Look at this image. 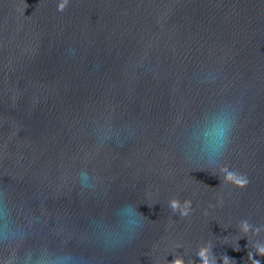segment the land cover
Wrapping results in <instances>:
<instances>
[{"label": "water", "instance_id": "water-1", "mask_svg": "<svg viewBox=\"0 0 264 264\" xmlns=\"http://www.w3.org/2000/svg\"><path fill=\"white\" fill-rule=\"evenodd\" d=\"M233 100L219 163L186 162L184 129ZM0 198L32 222L30 246L89 264H264V0H0ZM125 202L143 227L104 251L90 221Z\"/></svg>", "mask_w": 264, "mask_h": 264}, {"label": "clouds", "instance_id": "clouds-1", "mask_svg": "<svg viewBox=\"0 0 264 264\" xmlns=\"http://www.w3.org/2000/svg\"><path fill=\"white\" fill-rule=\"evenodd\" d=\"M70 54L74 50L69 49ZM218 74L209 70L201 74L199 80L204 84L215 83ZM239 111L238 101L221 102L211 108L204 109L200 115L183 131L181 153L186 162H201L208 166H216L222 159L236 126ZM121 133L100 127L97 139L103 143L108 140H120ZM127 135H133L128 129ZM77 182L82 189L94 190L95 179L85 169H81ZM174 212L179 210L182 216H188L191 202L185 200L183 205L176 200L171 201ZM144 215L138 205L125 202L113 210L111 219L94 218L90 221V229L104 251H114L133 241L143 227ZM30 220L21 222L17 218V209L6 198H0V245L9 249L12 264H89L87 258L72 251H52L43 247H32L28 244L30 237ZM256 253L264 255V246L258 247ZM252 259V253H251ZM201 264H216V259L205 260L199 257ZM229 258L223 257V264H229ZM255 264L258 260L252 259ZM173 264H181L176 258Z\"/></svg>", "mask_w": 264, "mask_h": 264}]
</instances>
